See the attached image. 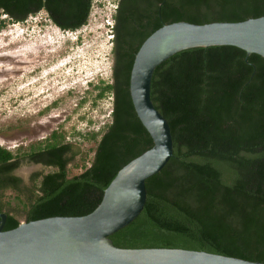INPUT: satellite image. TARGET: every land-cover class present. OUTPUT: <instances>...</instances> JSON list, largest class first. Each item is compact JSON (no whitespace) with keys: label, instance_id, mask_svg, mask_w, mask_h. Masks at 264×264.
Masks as SVG:
<instances>
[{"label":"trees","instance_id":"trees-1","mask_svg":"<svg viewBox=\"0 0 264 264\" xmlns=\"http://www.w3.org/2000/svg\"><path fill=\"white\" fill-rule=\"evenodd\" d=\"M92 2L0 0V30L44 12L60 30L75 32L87 24ZM263 14L264 0H117L110 77L89 83L93 104L110 96V121L86 137L94 142L90 150L68 141L62 127L20 154L0 146L3 230L20 223L1 198L21 190L12 172L22 159L51 168L35 175L27 203L14 198L29 222L90 213L119 169L152 146L128 90L134 55L152 32L174 22H238ZM150 98L168 122L172 156L145 180L143 209L109 236L112 244L264 263V58L232 46L181 50L155 68ZM68 163L80 171L70 173Z\"/></svg>","mask_w":264,"mask_h":264},{"label":"water","instance_id":"water-1","mask_svg":"<svg viewBox=\"0 0 264 264\" xmlns=\"http://www.w3.org/2000/svg\"><path fill=\"white\" fill-rule=\"evenodd\" d=\"M210 46L264 58V14L238 22H174L152 32L134 55L128 82L133 110L152 146L119 169L88 214L23 221L3 230L6 214L0 213V264H264L183 249H121L109 239L141 212L145 180L172 156L168 122L150 98L155 68L181 50Z\"/></svg>","mask_w":264,"mask_h":264},{"label":"rangeland","instance_id":"rangeland-1","mask_svg":"<svg viewBox=\"0 0 264 264\" xmlns=\"http://www.w3.org/2000/svg\"><path fill=\"white\" fill-rule=\"evenodd\" d=\"M116 2L93 0L87 24L75 32L60 30L44 12L22 23L9 22L0 30V146L20 154L62 127L68 141L84 150L94 147L86 137L99 134L109 123L111 98L93 104L95 92L89 83L110 77L108 25ZM36 169L22 159L14 171L22 179L21 190H7L1 198L20 222L24 212L14 198L26 203L24 194L37 182L30 178ZM69 169L72 174L80 171L72 165Z\"/></svg>","mask_w":264,"mask_h":264},{"label":"flooded vegetation","instance_id":"flooded-vegetation-1","mask_svg":"<svg viewBox=\"0 0 264 264\" xmlns=\"http://www.w3.org/2000/svg\"><path fill=\"white\" fill-rule=\"evenodd\" d=\"M32 164L33 165H37L39 167V169H36L37 171L32 172V174L30 176L32 182L38 181V179H39L40 176L37 177V178H35V175L36 174L39 173V174H42L43 175V174L47 173V172H44V169H51L50 167L44 166V165H42L40 163H32ZM72 164L71 163H68L67 168L69 169ZM14 171L12 172L13 175H14ZM14 176H16V175H14ZM16 177L19 178L21 180V183H22V179L20 177H18V176H16ZM31 192H32V189H30L27 193L24 194L25 197H26V199H25V202L26 203L28 201L29 196L31 195Z\"/></svg>","mask_w":264,"mask_h":264},{"label":"clouds","instance_id":"clouds-1","mask_svg":"<svg viewBox=\"0 0 264 264\" xmlns=\"http://www.w3.org/2000/svg\"><path fill=\"white\" fill-rule=\"evenodd\" d=\"M108 26H111V25H108Z\"/></svg>","mask_w":264,"mask_h":264}]
</instances>
